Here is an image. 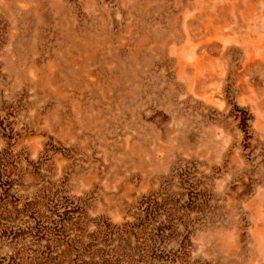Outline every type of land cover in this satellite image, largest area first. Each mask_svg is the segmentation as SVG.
<instances>
[{
	"label": "rangeland",
	"instance_id": "1",
	"mask_svg": "<svg viewBox=\"0 0 264 264\" xmlns=\"http://www.w3.org/2000/svg\"><path fill=\"white\" fill-rule=\"evenodd\" d=\"M263 61L264 0H0V264H264Z\"/></svg>",
	"mask_w": 264,
	"mask_h": 264
},
{
	"label": "bare ground",
	"instance_id": "2",
	"mask_svg": "<svg viewBox=\"0 0 264 264\" xmlns=\"http://www.w3.org/2000/svg\"><path fill=\"white\" fill-rule=\"evenodd\" d=\"M264 62V61H263ZM252 67V66H251ZM214 89V88H213ZM210 93V92H209ZM211 94V93H210ZM212 97V96H211Z\"/></svg>",
	"mask_w": 264,
	"mask_h": 264
}]
</instances>
